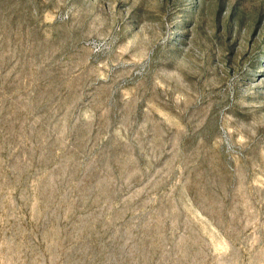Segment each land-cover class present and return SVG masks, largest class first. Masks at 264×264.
<instances>
[{
    "label": "rangeland",
    "instance_id": "374dc122",
    "mask_svg": "<svg viewBox=\"0 0 264 264\" xmlns=\"http://www.w3.org/2000/svg\"><path fill=\"white\" fill-rule=\"evenodd\" d=\"M0 264H264V0H0Z\"/></svg>",
    "mask_w": 264,
    "mask_h": 264
}]
</instances>
